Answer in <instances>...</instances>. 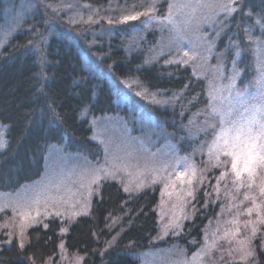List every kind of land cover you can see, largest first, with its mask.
Returning <instances> with one entry per match:
<instances>
[{
  "label": "trees",
  "instance_id": "1",
  "mask_svg": "<svg viewBox=\"0 0 264 264\" xmlns=\"http://www.w3.org/2000/svg\"><path fill=\"white\" fill-rule=\"evenodd\" d=\"M23 4L30 12L0 49V126L6 128L0 151L3 191L15 192L40 179L51 147L63 145L70 153L98 158L91 121L115 113L118 88L160 122L182 154L192 153L195 144L186 125L208 107L207 80L188 66L157 57L158 32L145 28V15L122 21L125 15L142 13L147 0H0V26L8 10ZM240 4L248 14L247 27L255 26L258 33L255 19L264 16V0ZM159 6L156 15L162 16ZM247 39L242 26L236 40L242 44ZM252 56L245 54L239 63L241 88L253 81ZM158 203L155 187L131 195L116 181H106L89 213L66 232L62 221L51 218L28 230L23 248L17 239L1 243L0 264L55 263L62 250L78 255L82 264H137L157 235ZM210 212L199 204L184 224L180 239L187 250L191 241L194 247L200 244ZM253 249L252 264H264L260 240Z\"/></svg>",
  "mask_w": 264,
  "mask_h": 264
},
{
  "label": "rangeland",
  "instance_id": "2",
  "mask_svg": "<svg viewBox=\"0 0 264 264\" xmlns=\"http://www.w3.org/2000/svg\"><path fill=\"white\" fill-rule=\"evenodd\" d=\"M147 1L148 6L142 11L145 12L153 4L155 10L145 16L143 24L146 29H157V57H163L169 64L183 58L187 63L182 65L207 80L208 107L186 125L190 140L195 144L192 153L182 154L174 138L162 129L160 122L147 116L142 107L133 105L130 94L118 88L115 113L91 121L92 138L100 148L98 158L91 160L68 152L63 145L54 146L47 152L40 179L15 192H5L0 188V244H9L14 239L20 243L22 239L25 243L30 228L51 218L62 221L66 232L77 218L89 213L102 184L116 181L126 194L131 195L148 188L158 189V232L150 249L138 257L137 264H252L255 241L260 240L264 250V223L260 222L264 218V197L259 195L258 188L264 180V169H257L252 188L248 187L247 173L241 177L244 186L238 187L239 181L233 183L235 177L231 172V158L219 154L217 161V151L210 157L209 148L214 137L208 127L213 106L225 114L231 107L232 118L235 119L246 104L259 103L252 97L259 96L262 89L259 80L264 70V19L260 23H257L259 19H255L258 33L255 26L247 27L248 14L241 11V0L237 11L231 15H226L220 7L229 0ZM202 2L216 6L201 7ZM159 4L163 5L162 16L156 15L161 8ZM170 4H187L190 7L179 10L173 17L174 23H169L166 17ZM28 10L25 4L14 11L8 10L0 26V49L14 34L16 25L30 12ZM232 26L235 29H231ZM242 26L246 28L248 39L241 44L236 38ZM221 36L224 37L222 43ZM185 52L195 58L189 59L184 56ZM245 54L253 55L254 78L241 88L239 63ZM230 83H234L235 88L229 90L227 86ZM133 92L144 95L143 90ZM238 92L243 94L242 98L237 96ZM150 101L158 102L156 99ZM5 138L6 128L0 126V140L3 141L0 151L5 147ZM114 163L119 166L114 178L89 184L93 170L112 168ZM224 172L228 175L221 179ZM125 188L128 190L125 191ZM246 192L255 196L256 205L260 206L259 217L252 200H244ZM36 200L39 202H34ZM199 204L206 213L211 211L213 216L201 235L200 244L194 247V241H191L188 253V247H184L180 236L184 224L193 218ZM250 207L254 209L251 215L247 213ZM253 228L256 229L255 235ZM247 252L252 255L245 258ZM45 264H82V261L78 255L70 256L62 250L55 263L48 261Z\"/></svg>",
  "mask_w": 264,
  "mask_h": 264
},
{
  "label": "snow or ice",
  "instance_id": "3",
  "mask_svg": "<svg viewBox=\"0 0 264 264\" xmlns=\"http://www.w3.org/2000/svg\"><path fill=\"white\" fill-rule=\"evenodd\" d=\"M240 0H229L227 4L220 5L221 9L226 15H231L233 12L237 11V6ZM201 7L213 8L216 5L211 3H201ZM186 7H190L187 4H170L169 13L166 19L169 23H174V15L178 14L179 10H183ZM154 4L149 6L145 12H137L134 15H128L122 18V21L137 19L140 15L147 16L149 12L154 11ZM177 10V11H174ZM242 11V9H241ZM251 15V13H249ZM264 19V16H262ZM260 23V20L257 21ZM184 56L189 57V59H194V56H189L188 52L184 53ZM175 63H187L186 60L181 58L177 61H172ZM235 65V61H233ZM235 79V73L232 78ZM259 83L262 85V89L259 96H253L252 99L259 100V103L246 104L244 106L243 112H241L235 119L232 118L233 109L230 107L227 114L219 111L217 107L213 106L212 114L208 122V127L211 129V133L214 137L212 140V145L209 148L210 157L213 155L214 151H217L215 156L216 160H219V154H223L226 157L231 158V172L235 179L233 183L235 184L239 181L238 187L244 186V181L241 180L242 174L247 173L248 176V187L252 188L255 183V176L257 174V169H264V70H262L261 78ZM227 88L229 90L235 88L234 83H230ZM217 89L214 86V91ZM242 93H237L238 97L242 98ZM216 117H219V121H216ZM0 147H3V141L0 140ZM218 166V165H216ZM119 170V166L115 163L112 168L102 167L93 170L89 184H98L99 180L115 176V171ZM195 175V173H193ZM228 173H221V179L227 176ZM191 183V180L188 181ZM259 195L264 197V180H261L258 185ZM128 189L125 188V191ZM191 195V193H189ZM252 200L253 206L258 210L257 215L260 216L259 205H256L255 196H250L247 192L244 194V200ZM38 203L39 201H34ZM253 208L247 209V213L251 215ZM261 223H264V218L260 219ZM251 223V222H249ZM47 227V225H45ZM253 235H255L256 229L252 230ZM23 237V231L20 233ZM243 244V242H240ZM20 247L23 248V240L21 239ZM61 247H63L61 245ZM251 252L245 254L251 256Z\"/></svg>",
  "mask_w": 264,
  "mask_h": 264
}]
</instances>
